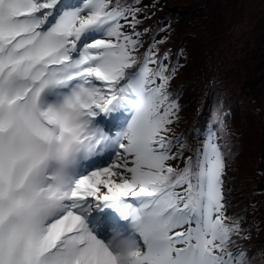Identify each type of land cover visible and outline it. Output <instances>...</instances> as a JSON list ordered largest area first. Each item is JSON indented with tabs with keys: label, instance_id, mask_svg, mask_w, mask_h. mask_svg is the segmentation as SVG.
<instances>
[{
	"label": "snow or ice",
	"instance_id": "snow-or-ice-1",
	"mask_svg": "<svg viewBox=\"0 0 264 264\" xmlns=\"http://www.w3.org/2000/svg\"><path fill=\"white\" fill-rule=\"evenodd\" d=\"M153 8L0 0V264H264L229 195L230 109L195 143L178 133L186 56ZM118 109L131 119L110 135L98 118ZM97 209L131 234L99 239Z\"/></svg>",
	"mask_w": 264,
	"mask_h": 264
},
{
	"label": "trees",
	"instance_id": "trees-1",
	"mask_svg": "<svg viewBox=\"0 0 264 264\" xmlns=\"http://www.w3.org/2000/svg\"><path fill=\"white\" fill-rule=\"evenodd\" d=\"M152 11L146 23L172 25L164 47L183 48L186 56L172 81L183 106L178 133L195 143L218 100L230 109V139L237 155L227 170L229 195L233 211L247 210L251 232L242 243L251 252L264 251V0H165ZM254 81L259 105L248 92Z\"/></svg>",
	"mask_w": 264,
	"mask_h": 264
},
{
	"label": "rangeland",
	"instance_id": "rangeland-1",
	"mask_svg": "<svg viewBox=\"0 0 264 264\" xmlns=\"http://www.w3.org/2000/svg\"><path fill=\"white\" fill-rule=\"evenodd\" d=\"M165 0H158V2H159V5H161V3L162 2H164ZM239 1V0H238ZM144 3L146 4V5H150V4H152L153 3V0H144ZM238 5H239V3H238ZM203 24H205L204 22H203ZM248 74V76L250 77L251 76V74L252 73H250V72H248L247 73ZM246 74V75H247ZM262 80H264L263 78H262ZM99 83V82H98ZM251 85V87L249 88V90H248V92H249V94L251 95V97L254 99V101L255 102H257V101H259L260 99V92L258 91V88H257V85L255 84V81L253 82V83H251L250 84ZM257 100V101H256ZM263 101H264V96H263ZM113 113V117L114 118H118V117H120L119 118V122L120 121H122L125 117H126V115H127V111L125 110V109H118V110H116V111H114V112H112ZM263 114H264V110H263ZM108 116V115H107ZM102 117H103V115H102ZM127 117H128V115H127ZM103 119V118H102ZM101 119V117H99L98 118V120H102ZM125 122V120H123L122 121V123H124ZM121 123V122H120ZM127 126V124H125L124 125V127H126ZM121 127V126H120ZM120 127H117V129L119 130L120 129ZM203 134V133H202ZM201 134V135H202ZM264 134H263V136H262V147L260 148V149H263L264 150ZM262 155H263V160H262V158H261V161H262V163H263V165L261 166V164H260V167H261V169H263L264 168V152L262 153ZM261 183H263L262 185H261V187H260V190H264V178L262 179V181H261ZM121 218V217H120ZM88 220V219H87ZM88 224H89V222H87ZM121 238H124V237H121ZM102 241H106V240H102Z\"/></svg>",
	"mask_w": 264,
	"mask_h": 264
},
{
	"label": "water",
	"instance_id": "water-1",
	"mask_svg": "<svg viewBox=\"0 0 264 264\" xmlns=\"http://www.w3.org/2000/svg\"><path fill=\"white\" fill-rule=\"evenodd\" d=\"M257 101V100H256ZM258 105H259V101H257L256 102ZM264 138V137H263ZM261 147H262V139H261ZM260 153H261V158H262V160H263V155H262V153H263V149H260ZM263 165V163H262V161H261V166ZM261 187V186H260Z\"/></svg>",
	"mask_w": 264,
	"mask_h": 264
},
{
	"label": "bare ground",
	"instance_id": "bare-ground-1",
	"mask_svg": "<svg viewBox=\"0 0 264 264\" xmlns=\"http://www.w3.org/2000/svg\"><path fill=\"white\" fill-rule=\"evenodd\" d=\"M263 152H264V150H263ZM102 164H104V161H103V163ZM92 216H94V214H92L90 217H89V219H92ZM107 220V219H106ZM93 224V222H90V226ZM107 237V240L109 239V237H111L110 235H107L106 236Z\"/></svg>",
	"mask_w": 264,
	"mask_h": 264
}]
</instances>
